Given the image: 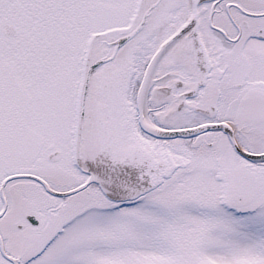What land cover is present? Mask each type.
Here are the masks:
<instances>
[{
    "label": "snow or ice",
    "instance_id": "1",
    "mask_svg": "<svg viewBox=\"0 0 264 264\" xmlns=\"http://www.w3.org/2000/svg\"><path fill=\"white\" fill-rule=\"evenodd\" d=\"M0 264H264V0H0Z\"/></svg>",
    "mask_w": 264,
    "mask_h": 264
}]
</instances>
